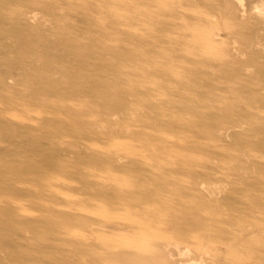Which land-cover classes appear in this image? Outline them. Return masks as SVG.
<instances>
[{"label": "rangeland", "instance_id": "374dc122", "mask_svg": "<svg viewBox=\"0 0 264 264\" xmlns=\"http://www.w3.org/2000/svg\"><path fill=\"white\" fill-rule=\"evenodd\" d=\"M255 2L0 0V264H264Z\"/></svg>", "mask_w": 264, "mask_h": 264}, {"label": "bare ground", "instance_id": "6f19581e", "mask_svg": "<svg viewBox=\"0 0 264 264\" xmlns=\"http://www.w3.org/2000/svg\"><path fill=\"white\" fill-rule=\"evenodd\" d=\"M216 1H221V0H216ZM222 1H224V0H222ZM241 1H239V3H240ZM241 4V3H240ZM250 4H252V3H250ZM260 4H264V0H256V2H255V4H254V6L253 7H255V9L256 10H259V9H257L258 8V6L260 5ZM224 7L227 9V10H230L231 11V13L233 14V16H234V19H235V22L237 21V22H239V21H241V19H242V16H241V12L239 13V11H238V9L235 7V6H231L230 4H228L227 3V5H224ZM262 7V6H261ZM261 11V10H260ZM248 12V11H247ZM246 12H244L243 14H245ZM249 14L251 13V12H248ZM248 13H246V15L248 14ZM248 14V15H249ZM245 15V16H246ZM247 15V16H248ZM246 16V17H247ZM244 20H245V18H244ZM198 188L199 189H201V190H205L206 188H207V186H206V184L205 183H200L199 184V186H198Z\"/></svg>", "mask_w": 264, "mask_h": 264}]
</instances>
